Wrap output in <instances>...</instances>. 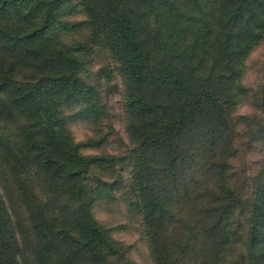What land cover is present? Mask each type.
Returning <instances> with one entry per match:
<instances>
[{"label":"trees","instance_id":"obj_1","mask_svg":"<svg viewBox=\"0 0 264 264\" xmlns=\"http://www.w3.org/2000/svg\"><path fill=\"white\" fill-rule=\"evenodd\" d=\"M69 1L0 0V129L16 126L13 138L0 130L3 156L25 193L20 177L35 170L47 191L66 188L77 203L69 228L33 212L37 263L130 264L91 217L95 198L83 188L94 168L125 157L82 154L60 109L92 98L78 74L80 55L101 40L128 82L131 186L155 264H264V117L233 113L243 59L264 39V0H78L87 18L69 28L86 25L89 44L59 39L69 30L58 20ZM22 63L32 74L22 76ZM259 89L254 104L264 112V84ZM241 121L262 146L260 168L244 182L230 170ZM235 211L247 217L239 250ZM18 253L0 194V264H19Z\"/></svg>","mask_w":264,"mask_h":264},{"label":"rangeland","instance_id":"obj_2","mask_svg":"<svg viewBox=\"0 0 264 264\" xmlns=\"http://www.w3.org/2000/svg\"><path fill=\"white\" fill-rule=\"evenodd\" d=\"M86 18L83 6L78 0L64 4V11L58 15L59 21L68 22V28L69 23L81 22ZM58 33L63 43L88 42V29L83 24L72 29L70 26L66 33L63 31ZM107 47H109L107 44L99 40L90 44L80 55L83 65L78 74L93 87L92 98L86 101L71 100L67 104H61L60 109L67 120L65 122L73 141L82 144L80 146L82 154L125 157L124 160L115 161L111 167L105 166L107 163L104 162L102 166L93 169L88 181L83 180V188L88 186L95 198L89 211L91 217L108 231L110 238L122 245L125 258L130 264H155L142 216L135 206L137 198L131 186L134 168L133 162L129 159L131 156L129 149L133 148V141H130L126 128L125 106L127 98L129 99L128 82L116 58ZM20 66L22 76L32 74L30 65L22 63ZM237 83L244 92L235 106L233 112L235 117L262 120L264 112L255 106L254 99L258 97L259 88L264 84V39L254 45L243 59L242 74ZM94 105H97L96 114L92 113ZM248 124L241 121L237 125L240 129V136L235 140L237 155L231 159L230 170L237 173L240 178L238 182L245 181L243 176H254L262 162V146L259 142L252 143V138L247 135L250 132ZM14 125L6 123L0 130L13 138L16 127ZM34 171L29 170L20 177L24 179L25 193L15 180L10 162L3 156V146L0 144V194L15 228V237L19 245V264H38L34 252L37 246L35 231L37 222L34 211H37L39 216L50 214L55 218L56 225L58 219L62 220L64 228L71 222L74 224L77 217L75 213L77 203L72 201L70 193L69 196L66 194V188L63 190L52 185L53 193H50L46 189V181L36 179ZM102 182L108 183L104 185ZM233 217L236 221L234 225L236 234L232 237V247L239 250L238 247L243 245L246 235L247 217L240 215L238 211L234 212Z\"/></svg>","mask_w":264,"mask_h":264}]
</instances>
